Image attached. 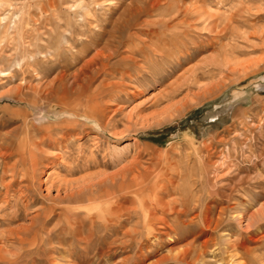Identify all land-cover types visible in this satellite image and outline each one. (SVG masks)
Here are the masks:
<instances>
[{
    "label": "rangeland",
    "instance_id": "374dc122",
    "mask_svg": "<svg viewBox=\"0 0 264 264\" xmlns=\"http://www.w3.org/2000/svg\"><path fill=\"white\" fill-rule=\"evenodd\" d=\"M52 1L57 6L63 0H0V17H4V20L1 21L3 24L0 26V149L7 152L13 151V155L8 158V164H12L17 158L14 150L24 142L22 138H25L27 128L31 123L49 125L55 119L51 112H53V107L56 108L57 102L38 99L33 93V87L42 85L41 88H43L47 82L54 80V86L67 87L70 91L73 90L74 95L79 98H83L86 92L91 93L102 79V75L95 71L99 59H96L97 62L89 63L86 68L83 67L79 73L77 70L92 57L97 48L104 46L108 39L112 45H117L108 61L111 67H119L118 69L124 67L126 62H121V59L124 60L123 56L128 53L136 57V64L147 65L148 62H143L144 57L141 53L133 54L131 50L139 42L138 40H146L147 34L155 25L154 20L165 16L166 13L176 8V0L168 3L166 0H162L158 3L159 5L155 6V9L149 8L148 4L153 0L104 1L102 9H100L103 14L101 17L99 16L98 24L92 26L91 29L93 32H100L105 26V30L112 33L111 37L108 36V33L103 34L101 36L103 38L99 37L101 39H99V43L80 54L76 60L68 58V61L66 60L67 68H65L60 79H54L60 72V68L57 63H53L45 73L41 72L39 80L34 78L33 73L25 72L24 75L27 80L30 79L27 83L21 82L19 77L23 69H19L17 65L15 68L14 63L11 62L16 57L17 51L14 49L20 31L24 30L29 16L49 14L53 8L50 5ZM177 1L185 9L198 8L201 10L203 8L202 11L218 13H226L225 11L229 9L231 4H235V2H229L227 5H221L222 2L218 3L219 0ZM144 6L145 8H143ZM107 21L109 22L108 25ZM17 22L20 25L16 29ZM69 22L71 23L72 20ZM202 23V19H200L196 24H191L188 27L179 25L170 29L173 32L186 31L188 35L178 41L176 40L171 46L172 52L165 56L166 58L163 57L157 66H151L149 70V72L159 71L160 73L157 72V74L162 75L169 71L173 64L179 63L175 72L165 81L166 83L153 85L142 83L138 85L134 79L135 71L127 67V72L121 80L118 77L114 79L118 82L119 85L117 86L120 87L123 94L120 93L122 96L119 100L104 99L111 106L105 111L102 120L103 123H106L112 119L116 126L114 130L117 132L123 130V133L114 135L112 130L103 129L102 124L92 122L84 125L80 134L77 130L74 132L72 138L74 142L69 158L93 159L96 168L93 167L88 170L78 166L75 168L77 172L73 175H65V171L60 167L48 168L40 174V178L44 180L50 172L53 173V176L58 173L61 176H67L69 179L80 178L99 170L112 172L124 164L133 163L135 158L140 164L138 167L142 166L141 169L147 167L158 170L161 164L158 163L155 168L154 162L166 155L176 158L179 156L184 160L189 154L191 158H189L186 166L197 168L196 156L204 153L209 156V161L206 162L209 171L207 174L208 185H212L214 181H219L217 185L228 182L225 177L222 179L215 178V172L221 176L228 171H233L240 172L245 176V182H242L240 186L243 189H240L232 200L224 204L230 206L223 215L224 222L222 221L216 228H214V224L208 229L206 227L208 231L197 240V244L204 241L209 242L208 247H206L204 264H218L221 257L227 264V255L232 252L233 249L231 248H233L232 244L234 243L239 244L236 249L238 262L264 264V42L255 37H250L248 43L245 40H240L239 52L233 53V57H230L229 62H227V59H223L217 52L218 44L213 42L214 30L208 33L202 28L204 24ZM250 24L256 29L264 28V19H251ZM98 29L99 31H97ZM242 30L250 31V28L242 27ZM133 32L137 36L134 39L129 37ZM166 33L171 34L172 32L168 30ZM199 35L203 36L200 37ZM74 38L72 40L74 49L81 46V40L83 42L87 39L83 36ZM129 39L132 43L131 46L127 45ZM151 46L165 47L164 41L152 42ZM197 47L200 48L198 52L191 53ZM189 53L190 55H188ZM159 65L161 66L159 67ZM153 68L155 69L153 70ZM205 69L208 71L202 73V70L205 71ZM193 70L194 73H199L198 76L196 75L199 79L196 78L195 83L197 85L194 84L188 91L185 83L191 77ZM13 73L14 78H9V75ZM180 74H183L178 80L181 90L171 99H167L162 92L167 84L179 78ZM126 75L131 79L127 78ZM203 87L205 88L203 89ZM206 88L207 90H205ZM125 93L127 94L126 97L123 96ZM79 135L81 137L78 138ZM99 161L111 164H99ZM16 169L18 174L22 172L21 166H17ZM155 172L144 174L141 184L150 187L151 183L154 182ZM149 176L151 177L147 179ZM251 177L253 178L251 179ZM19 193L20 191L17 192V194ZM37 194L38 204L48 203V197L53 198L56 195V190L51 189L48 192L45 185L41 184ZM11 200L13 203V199ZM33 208H28L25 214L21 207V215L20 210L15 211L11 206L0 210V222L2 223H0V231L5 230L6 227L18 230L13 232L12 242L11 239L6 241L5 236L0 237V247L3 248L0 254L5 258L0 260V264H70V257L80 256L83 253L78 245L68 249L66 246L64 247L65 250L60 249L54 235H51L50 245H47V248L52 246L50 251L45 246L49 243L43 242L36 246V241L39 240L38 236L34 235L33 230L23 229L30 223V217L34 214ZM217 212L213 213L212 216H216ZM196 214L197 212L189 210L182 218L185 222L194 219L196 224L198 223V218H195ZM10 216L14 219L8 218ZM56 219V216L52 218L48 229L52 228ZM19 228L21 229L19 230ZM190 238L189 236L187 241ZM20 239L25 240V244L20 242ZM173 239L174 237H171L169 240L165 236H159L156 240L150 239L151 246L149 248L153 252L141 264H185L175 261L172 258L174 254L172 252L186 240L175 242ZM228 248L230 250H227ZM212 252L215 254L213 255ZM133 254L132 251H127L117 256L114 261L118 264L122 261L123 264L130 263L131 259H134ZM126 257H130V259H125ZM188 260H194L191 252L188 253ZM189 264L203 263L192 262Z\"/></svg>",
    "mask_w": 264,
    "mask_h": 264
},
{
    "label": "bare ground",
    "instance_id": "6f19581e",
    "mask_svg": "<svg viewBox=\"0 0 264 264\" xmlns=\"http://www.w3.org/2000/svg\"><path fill=\"white\" fill-rule=\"evenodd\" d=\"M104 1L107 0H89L86 2L83 0H63L57 6L52 1L50 5L53 8L51 12L49 11V14L43 13L35 17L29 16L24 30L20 31V36L14 49L17 51L16 57L11 60L14 63V67L17 65L19 69H23L19 77L20 81L27 83L30 79L27 80L24 75L25 72L33 73L34 78L39 80L41 72L45 73L53 63H57L60 68V72L54 79H60L64 74L65 68H67L66 60L68 58L76 60L80 54L85 53L91 46L99 43V37L103 34L108 33V36L111 37L112 33L108 30L106 31L105 26L102 27L103 31L100 30V32H93L91 29L92 26L98 24L99 16L101 17L103 14L100 9H102ZM160 1L162 0L149 2V8L155 9V6L159 5ZM170 1L172 0H166V3ZM219 2H222L221 5H227L229 2H235V4H231L229 9L225 11L226 13H218L202 11L203 8L201 10L198 8L185 9L176 0V8L166 13L165 16L153 21L155 25L147 34L146 40H138L140 36L136 38L141 43H136L131 52L133 54L141 53L144 57L143 62H148L145 66L136 64V57L128 53L123 56L124 60L121 59V62H126L124 67L120 69H118L119 67H111L108 61L117 45H112L108 39L106 43L104 42V46L97 48L98 50H95L96 52L92 57L90 56L91 58L77 70V73H79L80 70H83V67L86 68L89 63L92 64V61L99 59L95 71L102 75V79L97 88L93 89L91 93H84L83 98L75 96V93L72 92L73 90L70 91L67 87L54 86V80L47 82L43 88H41L42 85L33 87V93L38 99L57 102L56 108L53 107V112H51L55 119L49 125L31 123L28 126L25 138H22L24 142L14 150L17 158L12 164H8V158L13 155V151L7 152L0 149L2 161L0 164V210L11 206L15 211L20 210L21 215V207L24 213L28 208L34 207L32 209L34 214L30 217V223L28 226H24L25 228L23 229L33 230L34 235L38 236L39 240L36 241V246L43 242L49 243L45 245L47 248V245H50L51 235H54L60 249H64L66 246L68 249L75 245L81 248L80 250L83 253H80V256L76 255L77 257H70V264H118L114 259L127 251L134 253V259H131V262L126 264H141L153 252L149 248L151 246L149 243L150 239L154 238L156 240L159 236H165L169 240L174 237L173 240L175 242L186 240L172 252L174 253L172 258L175 261L185 264L192 262L205 263L204 256L209 242L204 241L197 244V240L208 231L206 227L208 229L214 224L213 226L216 228L223 221V215L230 207L228 204H224L232 200L240 189H243L240 186L242 182H245V176L240 172L228 171L221 176L215 172V178L219 177V179H222L225 177L228 182L217 185L219 181H214L212 185H208L207 174L209 171L206 162L209 161V156L203 153L196 156L197 168L186 166L189 158H191L188 154L184 160L179 156L176 158L169 155L160 159L157 158L158 160L155 159L154 163L156 165L153 164L155 168L158 163L161 164V167L158 170L156 169L157 171L147 167L141 169L142 166L138 167L139 162L135 158L133 163L124 164L112 172L99 170L80 178L69 179L67 176H61L58 173L53 176V173L51 174L50 172L43 180L40 178V174L45 169L60 167L65 171V175H73L77 172L75 168L78 166L88 170L96 166L93 159L69 158L72 143L74 142L72 139L74 132L77 130L80 134L84 125H88L91 122L102 124L103 129L112 130L114 135L124 132L123 130L118 132L114 130L116 126L112 119L103 123L102 117L111 106L104 99L109 98L112 101L120 99L123 93L120 87L117 86L119 85L118 82L114 79L118 77L121 80L127 72V68L135 71L134 79L138 85L142 83L152 85L166 83L165 81L175 72L179 63L173 64L171 69L162 75L157 74V72L160 73L157 70H155L157 72H149V70L151 66H157V63L163 57L172 52L171 46L174 45L176 40L187 37L188 33L186 31L173 32L170 30L172 27L179 25L188 27L202 19L204 23H202V28L204 30L208 33L214 30L213 42L218 44L217 52L223 59H227V62H229L230 57H233V53L239 52L240 48L238 45L240 40H245L248 43L250 37H255L264 42V28L256 29L250 24L251 19H264V0H219ZM218 6L220 5L218 4ZM3 20L4 17H0V26L3 24H1ZM12 20L14 21V18ZM69 20H72V22L68 23ZM63 22L64 24H62ZM18 25L20 23L18 24L17 22L16 29L19 28ZM242 27L250 28V31L242 30ZM168 30L172 33L167 34ZM79 36L87 39L83 42L81 40V46L74 49L72 40L74 37ZM129 37L134 39L137 36L133 32ZM151 41L155 43L164 41L165 47H152ZM127 45H132L130 39L127 41ZM199 49L197 47L191 53L198 52ZM143 67L145 68L143 69ZM207 69L205 71L202 70V73L209 70ZM191 73V77L187 80L185 79V87L188 91L190 87L196 84V78H198L196 75L198 76L199 74L198 72H195L197 73L195 74L194 70ZM126 76L129 78L128 75ZM182 76L183 74H180L179 78L168 83L165 87L162 93L165 94L167 99H171L181 90L178 80ZM9 78H14V73L10 74ZM126 95L125 93L123 96L126 97ZM59 112L61 113L59 114ZM79 137L81 136L79 135ZM99 164L110 165L111 163L99 161ZM17 166H21L22 169L19 174L16 172ZM153 171L156 172L154 174V182L151 185L149 184L150 187L141 184L144 174H147V172L152 173ZM41 184L45 185V189L48 192L51 189L56 190V195L53 198L48 197V203L38 204L37 191L40 189ZM18 191H20L19 194H17ZM11 199H13V203ZM189 210L197 212L195 218H198V223L195 224L194 219H190L188 222L183 220L182 217ZM216 211H218L217 215L213 217L212 214L216 213ZM54 216L57 219L52 228L48 229L47 227ZM8 218L14 219L11 216ZM16 231L18 230L6 227L5 230L0 231V237L5 236V240L10 241L13 238V232ZM189 236L191 238L187 241ZM12 241L13 239H11ZM20 242L25 244V240L20 239ZM238 246L239 244H232L233 248L231 249L233 250L228 253V259H225L227 264H243L237 260L238 252L236 249ZM51 247L49 246L47 250L50 251ZM76 247L75 249H77ZM227 250L230 249L228 248ZM2 251L3 248L0 247V252ZM189 252L192 253L194 260H188ZM212 253L213 255L215 254V252ZM3 259L5 258L0 254V260ZM125 259L129 260L130 257ZM119 264H123V261ZM218 264H225L222 257L219 259Z\"/></svg>",
    "mask_w": 264,
    "mask_h": 264
}]
</instances>
